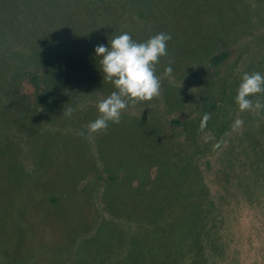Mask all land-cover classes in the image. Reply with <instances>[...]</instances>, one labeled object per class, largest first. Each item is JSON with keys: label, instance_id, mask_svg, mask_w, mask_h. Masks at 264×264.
<instances>
[{"label": "rangeland", "instance_id": "1", "mask_svg": "<svg viewBox=\"0 0 264 264\" xmlns=\"http://www.w3.org/2000/svg\"><path fill=\"white\" fill-rule=\"evenodd\" d=\"M133 1L0 0V264H264V0ZM122 32L171 36L160 94L89 134Z\"/></svg>", "mask_w": 264, "mask_h": 264}, {"label": "clouds", "instance_id": "2", "mask_svg": "<svg viewBox=\"0 0 264 264\" xmlns=\"http://www.w3.org/2000/svg\"><path fill=\"white\" fill-rule=\"evenodd\" d=\"M171 36L157 33L144 42H136L128 32L114 36L107 46L100 44L94 49L100 57V71L103 80L110 81L116 90L97 102L98 117L88 124L89 134L107 129L109 122L119 123L121 113L130 103L147 101L160 94V79L155 75V65L160 57L167 55V42ZM171 62L164 69L170 75ZM264 93V74L260 72L243 73L237 88L235 101L240 111L264 109L258 94ZM255 97V100L253 99ZM74 109H63V115L71 117ZM209 119L205 113L203 123ZM243 121L236 119L234 124L241 127ZM82 134V133H81Z\"/></svg>", "mask_w": 264, "mask_h": 264}, {"label": "trees", "instance_id": "3", "mask_svg": "<svg viewBox=\"0 0 264 264\" xmlns=\"http://www.w3.org/2000/svg\"><path fill=\"white\" fill-rule=\"evenodd\" d=\"M128 2H131V1H133V0H127ZM134 2V1H133ZM223 56H224V54H222V55H217V56H215L214 58H213V62L214 63H216V62H219L222 58H223ZM60 59L61 58H59V59H57V58H55V61H54V64L51 66V68L54 70V72L56 73V75H59V73H57L56 71H58V70H56L59 66H60V63H61V61H60ZM40 65V68L42 69V70H44L45 72H46V69L41 65V62L39 63ZM46 67V66H45ZM54 78V79H53ZM58 79V77L56 76V77H53V76H48V81H46V83L48 84L50 81H55V80H57ZM31 80L32 81H38V76L36 75V74H32V76H31ZM15 97H17V98H20V95H16L15 94ZM16 98V99H17Z\"/></svg>", "mask_w": 264, "mask_h": 264}, {"label": "flooded vegetation", "instance_id": "4", "mask_svg": "<svg viewBox=\"0 0 264 264\" xmlns=\"http://www.w3.org/2000/svg\"><path fill=\"white\" fill-rule=\"evenodd\" d=\"M222 54H224V56H223V58L219 61V62H216V63H214V62H212V66H219L220 65V62L224 59V58H226L227 57V53H220L219 55H222ZM229 54V53H228Z\"/></svg>", "mask_w": 264, "mask_h": 264}]
</instances>
